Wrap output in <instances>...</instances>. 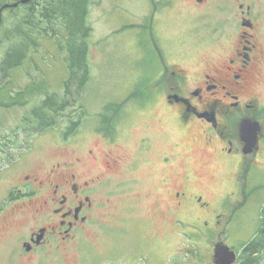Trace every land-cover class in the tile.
I'll use <instances>...</instances> for the list:
<instances>
[{
    "label": "rangeland",
    "instance_id": "1",
    "mask_svg": "<svg viewBox=\"0 0 264 264\" xmlns=\"http://www.w3.org/2000/svg\"><path fill=\"white\" fill-rule=\"evenodd\" d=\"M241 1L251 3L255 12L260 15L257 23L258 36L264 50V0ZM146 2L147 0L91 1L88 12L89 35L84 39L89 56L87 86L75 100L67 102L69 105L61 113H54V115L51 113V119L48 121L53 120L54 123L46 122L49 127L45 131L36 130L37 125H26L23 121L20 127L19 120L28 116L31 113L30 110L37 107L41 99L46 100V95H66L65 84L72 70L71 51L66 46L65 32L60 27H55L56 29L52 30V36L41 37L43 40L38 42L37 49L31 47L33 43L29 42V46L25 44L27 57L23 63L24 66L9 72L4 79L0 75V84H8L7 93L2 90L0 97L5 94V98L16 95L17 91L24 90L31 84L38 91L35 92L37 95H31L32 97L24 96L22 103L6 100L0 105V119L4 122L0 128V143L4 142V135L12 128H20L24 134L11 130L20 136L19 142H23V146L15 145V147L7 148L9 155L0 166V198L4 190L12 183L6 175L7 168L12 162L19 161L21 158H28L27 162L32 164L35 171H45L56 160H67L69 156L72 158L88 155L91 149L98 156H102V152L108 150V153L112 151L113 154L117 152L129 157L138 152L140 141L146 132H148L146 136L151 137L156 143V148L148 151L151 158L171 153L173 149L176 150L174 152L182 155L176 156L173 165L161 163L157 170L142 165L134 174L140 179V183L134 187L141 191L136 190L127 194L124 187H120V191L116 190V193L111 195L109 190H106L102 198L107 204L98 208L92 219L84 221L79 228V236L50 245L38 254H31L27 259L21 258L18 244L20 234L28 229L30 223L18 225L0 219V264H134L137 258L130 260L115 254L120 250H116L115 245L120 239L112 234V229L116 219L127 214L125 213L126 197L139 198L140 192V201L136 204V218L139 219L143 215L152 216L156 225L160 226L158 229L151 226L148 228L149 231H142L140 234L143 239L152 244L161 245L164 264H215L214 249L219 241L225 242L233 250L242 251L241 259L237 264L243 263L245 245L263 225L264 180H242L245 186L241 194L237 192L234 183L237 167L220 156H214L213 149L204 143H196L194 138L197 133L174 124L173 113L163 108L162 112L159 108L153 109L147 118L136 115L132 126L129 121H125L134 113L136 98L142 95V89L133 88L125 81H131L142 65L143 40L137 33L143 31L138 24L147 14ZM239 3H241L240 0H216L211 7H205L198 5L195 0H176L171 9L173 24L169 31L173 35L169 40L162 38L161 41L167 45L177 46L179 43L177 33H184L185 37L190 38L188 55L193 59V69L210 67L214 64L210 60L221 52V45L212 41L197 46L211 35H204L202 32V35L195 34L200 37L193 38L186 33L187 27L201 26L209 22H212L214 27H220L215 23L220 22L226 13L233 12ZM4 11L0 25V62L8 49L14 46L15 30L20 27L19 16H21L13 8ZM228 14L233 15V13ZM134 28L139 30L136 31ZM58 32H60L58 38H53V35ZM230 35L232 39L235 38L233 31ZM193 48L194 51L190 54ZM260 71L263 74L260 90L264 103V61ZM108 103H112L115 110H106L105 106ZM121 109H124L121 124L124 123L119 129L126 124L128 126L118 132L117 127L116 131L112 128L115 127V118ZM247 120L258 122L250 119L244 121ZM163 134L168 135L169 139L161 137ZM109 135H112L110 141L115 140L116 144L105 143L106 139L109 140ZM25 137H27L26 140ZM256 147L244 153L252 155ZM249 159L253 160V166L247 174L248 177L254 171H264V142L261 144L259 154L249 156ZM87 161L88 167L91 168L93 160L90 155ZM98 168L100 171L109 173L104 166H98ZM187 168L193 169L194 190L204 193L212 207L224 213L220 224L216 221L210 223L211 228L205 237L203 235L201 237L199 232L186 233L180 230L179 226L192 224L193 219L185 220L182 214H177L174 207L168 206L167 199L165 203L166 197H162L163 193L172 192L180 185V180H183L180 174ZM127 176L130 175L123 174L119 176V179ZM257 176L263 177L261 174ZM115 181L119 183L125 180ZM225 197L229 200L231 197L236 199L228 211L222 209ZM141 205H144L146 209L142 210L139 207ZM113 216L117 218L114 219ZM178 217H181L180 223ZM163 226H168L170 229ZM176 231L178 236L174 237ZM140 234L138 235L141 242L143 240ZM134 237L136 238L137 235ZM194 241L196 243H193ZM146 250L149 252L150 248L146 247ZM196 251L199 253L198 256L194 255ZM42 253H44L43 259L39 260ZM205 253L212 255V260L205 261ZM257 257L258 262L264 264V253L257 254Z\"/></svg>",
    "mask_w": 264,
    "mask_h": 264
},
{
    "label": "flooded vegetation",
    "instance_id": "2",
    "mask_svg": "<svg viewBox=\"0 0 264 264\" xmlns=\"http://www.w3.org/2000/svg\"><path fill=\"white\" fill-rule=\"evenodd\" d=\"M175 1L146 2L147 14L138 24L143 31L137 33L143 40L142 65L131 81H125L133 88L142 89V95L136 98L134 113L125 121H129L132 126L136 115L147 118L155 108H159L161 112L163 108L173 113L174 124L197 133L194 138L196 143H204L213 149L214 156H220L237 167L234 183L236 191L241 194L245 186L242 180H264L262 170L247 176L253 166V160L249 156L259 154L264 142V103L260 90L264 50L257 27L260 15L255 12L251 3L240 0L241 3L235 6L233 12H228L233 13L232 16L226 13L220 22L215 23L220 27H214L212 22L201 26L189 25L186 33L190 37H200L195 34L202 35V32L204 35H211L197 46L212 41L221 45V52L210 60L214 64L195 70L193 59L188 55L190 38L185 37L184 33H177V46L161 41L162 38L169 40L173 35L169 31L173 24L171 9ZM215 1L195 0L198 5L205 7H211ZM231 31L235 35L234 39L231 38ZM193 51L194 48L190 54ZM112 106V103H108L106 110H115ZM124 109L117 113L115 127L112 128L114 131L116 127L120 132L128 126L126 124L119 129L124 123L121 124ZM245 119L258 121L261 125L257 147L252 155L244 153L241 124ZM147 134L148 132L141 139L138 152L129 157L117 152L113 154L112 151L108 153V150L98 156L93 149L89 150L88 155L93 160L91 168L88 167L87 154L56 160L45 171H35L32 164L27 162L28 158L12 162L6 172L12 183L0 198V219L18 225L30 223L19 237L21 258L27 259L50 245L79 236V228L84 221L92 219L98 208L107 204L102 198L106 190L111 195L116 190L120 191V187H124L127 194L140 190L134 187L140 183V179L134 174L142 165L157 170L161 163L173 165L176 156L182 155L173 149L171 153L151 158L148 151L154 150L156 143ZM161 137L169 139L166 134ZM111 139L112 135H109V140L106 139L105 143L116 144ZM98 166H104L109 173L100 171ZM192 172L193 169L187 168L180 174L183 178L180 185L172 192L163 193L162 197H166L165 203L167 199L168 206L174 207L177 214H182L185 220L193 219L191 222L194 223L183 224L182 227L179 226L180 230L186 233L199 232L200 236L205 237L211 228L210 223L216 221L220 224L224 213L214 209L204 193L194 190ZM126 173L130 176L119 179V176ZM257 174L263 177H258ZM115 180L125 181L116 183ZM140 196L141 192L138 194L139 198L126 197V216H113L117 219L113 224L112 234L120 239L115 244L116 250H120L115 254L130 260L137 258L134 264H164L161 245L152 244L140 234L142 231H149L151 226L157 229L160 227L152 216L136 218V204L140 201ZM227 197L222 202V209L228 211L236 199L231 197L229 200ZM139 207L146 209L144 205ZM179 218L181 217H178L180 223ZM111 222L113 223L112 220ZM33 225L34 228L31 227ZM178 231L174 232V237L178 236ZM138 234L143 241L140 242ZM146 247L150 248L149 252ZM235 251L239 261L242 251ZM43 254L39 260L43 259ZM194 255L198 256L199 253L196 251ZM204 260H212V255L205 253Z\"/></svg>",
    "mask_w": 264,
    "mask_h": 264
},
{
    "label": "trees",
    "instance_id": "3",
    "mask_svg": "<svg viewBox=\"0 0 264 264\" xmlns=\"http://www.w3.org/2000/svg\"><path fill=\"white\" fill-rule=\"evenodd\" d=\"M17 1L19 0H10V2L9 0H0V7L6 3H15ZM91 1L92 0H30L27 4H20L13 8L15 12H19V10L23 8L27 10H21L19 12L21 14V16H19L20 27L15 30L14 46L8 49L2 62H0V75H2V79L6 78L9 72H13L18 67L24 66L23 63L27 57V45L25 44L29 46V42L33 43L31 47L37 49L38 42L43 40V38L52 36V30L59 27L65 32L66 46L71 51L70 64L72 70L65 84L67 89L66 95H46V100L41 99L37 103V107H33L30 110L31 113L28 116L19 120L20 125L17 124L18 126L21 127L23 121L26 125H37L36 130L40 129L45 131L49 127V124L46 122L53 121H48L51 119V113L53 115L54 113H61L69 105L67 102L70 103L75 100L86 88L89 79V56L87 43L84 42V39L89 35L88 12ZM59 34L60 32L53 35V38H58ZM7 87L8 84H0V92L5 90L7 93ZM35 92H38L37 88L31 84L27 86L26 89L17 91L16 95H9L5 98V94L3 97H0V105L5 103L6 100L22 103L24 96L32 97L33 95H37ZM2 123L4 124L3 120L0 119V128ZM52 123H54V121ZM11 130H16L21 133V135H24L20 128H12L10 132L4 135V142L0 143V149H2L0 150V166L9 155L7 150L8 147H13L14 145L23 146V142H19L20 136ZM24 139L26 140L27 137ZM245 246L242 264H260L257 254L263 255L264 253V218L260 231L255 234Z\"/></svg>",
    "mask_w": 264,
    "mask_h": 264
},
{
    "label": "water",
    "instance_id": "4",
    "mask_svg": "<svg viewBox=\"0 0 264 264\" xmlns=\"http://www.w3.org/2000/svg\"><path fill=\"white\" fill-rule=\"evenodd\" d=\"M30 0H20L15 3H6L0 9V24L2 22V12L8 7H17L22 4L29 3ZM260 130V124L258 122L254 123L249 120L244 121L241 124L242 138L245 141L244 151L246 153L252 151L258 143V133ZM238 259V254L235 250L223 241H219L215 245L214 249V261L215 264H235Z\"/></svg>",
    "mask_w": 264,
    "mask_h": 264
},
{
    "label": "bare ground",
    "instance_id": "5",
    "mask_svg": "<svg viewBox=\"0 0 264 264\" xmlns=\"http://www.w3.org/2000/svg\"><path fill=\"white\" fill-rule=\"evenodd\" d=\"M19 1H20V0H19ZM20 4H22V3H20ZM18 6H19V5H18ZM1 7H2V6H1ZM1 7H0V9H1ZM9 8H10V7H8V9H9ZM12 8H14V7H12ZM5 9H6V8H5ZM5 9H4V10H5ZM4 10H3V12H5ZM3 12H2V15H3ZM2 19H3V17H2ZM1 23H2V22H1ZM0 25H1V24H0ZM88 60H89V58H88ZM13 147H15V145H14Z\"/></svg>",
    "mask_w": 264,
    "mask_h": 264
}]
</instances>
